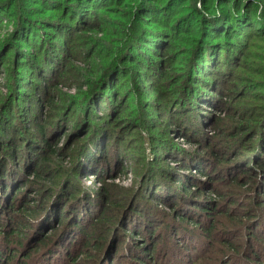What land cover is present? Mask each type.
I'll use <instances>...</instances> for the list:
<instances>
[{
	"label": "rangeland",
	"instance_id": "1",
	"mask_svg": "<svg viewBox=\"0 0 264 264\" xmlns=\"http://www.w3.org/2000/svg\"><path fill=\"white\" fill-rule=\"evenodd\" d=\"M4 1L9 2L7 5L9 8L8 13L5 14H9V16H0V45H2L8 38H11V40L14 41L13 35L16 32L17 27L22 25L23 22L28 19L29 22L34 21L39 25L41 30L50 31L55 40L54 43H58L56 44V47L60 49L61 53L64 51V53H62L63 55L68 54V51L74 52L73 45L68 48L64 38H57V36H60V33H58L59 31L67 34L68 31H71L70 27L74 28V31L78 30L74 27L75 22L69 15V10L66 9L69 0H54L60 3H56L52 0H18L23 14L27 17L26 19L22 18L19 22H16V18L13 17L15 12L14 8H16L14 0H0V3H3ZM168 1L169 0H121L119 3H115V0H109V3L106 2L105 4L103 2L102 4H104V6H102V9H99L100 16L96 19L97 26L95 28L103 31H110V46L100 40L102 37L101 35H93L89 32L86 34V37H89V40L92 41L89 45H93V49L95 48V45L99 46L98 51L92 50L88 55L92 56V53H95L99 58H103L102 62L99 60L96 61L98 66H102L103 62L110 61L109 57H105L103 51L107 50V56L111 57V48L112 50L117 49V47L122 48L121 53L125 50L123 46H120L119 39L113 38L117 31H132L131 33L135 31L136 36L138 33H141L144 38L140 42V48L137 50L132 48L126 52L123 65H118L117 69L119 72L115 71L114 73V75L118 76L119 86L115 83L111 86L114 90L115 96H118L119 101L123 99L119 106L123 109V114L121 116L122 120H119V122L122 123H120V129L118 128L119 130L117 131H119L118 136L122 138L121 140L124 139L120 151L123 152L127 161L124 163V172L117 175L116 180L107 179L106 181L109 183L112 182L117 186V193H120L118 188H132V191L136 194L132 201L133 210L127 217V230L120 229L118 240L115 241V246L119 244L121 245L120 250L116 255H112L111 252L107 256L109 243L105 244L102 255L99 254L92 245L83 246L85 244V232H83L82 228H69L66 232L68 233V239H64L60 243H58V241L61 236L58 232L48 239L47 242L45 240L41 246L38 245V248H35L37 238L35 239L34 236L30 238V233L27 232L26 234V232H24L22 233L24 236L23 239H25V236L27 235V238L25 239L26 241L24 242L25 247L28 244L26 250L27 254H25L23 246H12L9 248L10 251L6 250L3 258H1L0 255V264H107V259L111 260L109 264H137L133 262L135 254L142 250H146L142 256L144 258L142 264H264V181L261 180L262 176L261 178L257 177L255 171L250 173L248 170H245L244 172L243 170H239L241 162L236 163L234 161V159L237 160L243 155L245 159L253 157L254 153L250 152L251 149L247 151L248 148L246 145L247 143H250L247 140L251 130L248 131L247 128L242 134L238 133V135L233 138L234 128L241 127L243 125L242 121L245 120V115H249V109L247 108L253 100L251 98L253 95H249L253 93H264V88H260V85L264 84V0H211L213 3L210 5L204 4L205 2L203 0H176L174 10L171 9L170 11L172 12L170 14H165L163 10L166 9ZM195 5L198 6V9H200L201 12L190 10L193 6L195 8ZM203 6H213L209 10L208 8L204 9L208 10V14L213 11L217 12L218 17H220L222 11L224 13L233 11L232 13L239 18L241 15L247 16L250 20V24L254 28L251 29L248 27L247 29L246 27L245 30L239 29L238 31H247L248 34L254 31L253 33H255L252 37L249 36L251 40L249 54L247 57H243L240 60L243 62L242 70L235 71V68L232 65H227L229 67V72L220 77L221 67L218 66L217 70L212 69V78L216 79L220 84L223 79V86L229 92L231 98H225L224 101L218 100V110L206 107L207 111H205L211 118L215 117L217 119L231 117L229 114L233 111L240 113V119L237 118L238 122H235L236 119L233 120V122L237 124L231 123L232 120L229 118L225 120L224 125L219 127L216 126L215 128H210L209 126H203L205 137L210 139L208 143H204L203 146L209 145L214 151L225 154L227 159H230L229 162H227L229 164L220 165V170L211 173V175H213L210 178L198 174V172L192 170V168L186 169L181 166L193 161L192 159H194L195 151H198V153L200 152V150L197 149L196 143H189L185 137L178 136V134H174L173 132H168L170 136L167 137H170L171 140H169V143L167 144L162 142L163 138H160V140L155 139L153 142H148L147 139H144L141 142V140L138 139L136 132L137 128H133V122L131 121V119L136 116L138 120L140 118L143 126H148L149 124V132L152 136L157 135L155 130L159 129L160 125L167 123L173 126L172 128L176 126L177 122L175 125L170 122H174L173 118L167 122L168 118L163 114L164 112H167L170 104L164 107L167 102L161 100L159 96L157 97V92H155L154 86L156 84L161 85L160 75L152 76L150 74L153 72L158 73V67L161 64L164 66L168 61V64H170L171 61H175L181 52L178 48L170 49L169 52H167L168 57L165 59L159 56H153L145 61L139 60L140 58L137 59V54L154 55L156 52H153V54L151 52L157 51L160 43L171 39L172 36H177L175 34H178L179 31H185L187 28H190L187 31H199V26L198 28H191L190 26H194L196 19L201 18ZM122 21L125 22L124 25L127 24V27L121 26ZM110 22L112 23L110 24ZM132 23L134 24L133 28H131ZM205 25L208 27L206 30L208 31L207 33L211 34L212 31L210 32L209 30L211 24L205 23ZM213 26L218 28L219 23H215L212 27ZM56 27L60 28L58 29ZM115 30L117 31L114 32ZM195 36L196 33L193 37ZM147 44L149 45L147 46ZM153 44L155 46H153ZM50 45H52L51 42ZM183 46L185 47L186 45L182 43V47ZM86 48L87 47H85V49ZM12 55L13 50L8 53V56H10L11 59ZM20 56L21 55L19 54L18 57ZM132 57L137 58L136 60L133 59L135 61L132 64H128ZM160 58L163 60H160ZM11 61L12 60H10L9 63H5L4 66L0 63V105L5 103L4 100L8 97L9 93L8 87L11 88L13 83L11 75L14 70ZM74 65L82 70H85L86 68L79 63H74ZM57 66V63H51V65L47 66L48 68L46 67L49 87H52L60 81L61 76L58 78L59 70ZM194 68L198 69L199 64ZM101 70L103 71V68ZM231 71L232 73L235 71L236 76L239 77V79L235 80V84H233L235 86L234 88H227L228 85L225 84V81L230 78ZM125 74H127L126 77H124ZM174 74L175 72L170 70L168 72V80L170 76H173ZM16 75L19 76V74ZM37 76L38 75L33 72L24 76V78H26L25 82L29 84L26 85V87L21 88V90L24 91L23 94L25 95L26 101L22 107L20 106L21 104L17 102L16 104H13V108L16 105L17 108L23 110L20 113L22 116L19 115V118L27 119L30 115L29 118L32 120L33 118H36V112L34 113L36 108L42 107V111H40L38 116L42 123H48V121L53 123V121H56L57 125H59L61 120L66 121L72 120L73 118L76 120L75 115L78 114L80 110L79 108H75L70 104L71 106L69 105L66 110L61 107L59 99L55 100V103L52 106H49L47 104V98L39 97V95L36 94L37 92L32 90L35 89V85L33 84L44 86V82L37 80ZM147 77L151 78L141 82L142 79ZM68 78L74 80L77 79L74 76H68ZM109 81L110 79L108 82ZM170 86H172V84L165 83H162L160 86L165 95L168 94ZM58 89H61L63 93L67 94V98L72 100L76 99L74 97L77 96V90L67 89L62 86H59ZM87 90L88 88L83 89L82 91L86 92ZM233 90H235V93L232 92ZM131 93H137L139 102L143 103L144 109L140 112H135L133 108H127ZM242 93H245V96L239 98V95ZM187 100L188 99L185 98L184 102H187ZM71 101H69V103ZM151 104H155V106L152 108L147 107ZM124 105H126V108H124ZM184 105L185 104H183V108L185 107ZM10 109L11 107H8L9 111H13V109ZM92 109H94V112H97V117L99 119L104 118L103 112H99L101 108L98 101H95L94 104H90V111ZM0 112L1 118L5 115V112ZM188 114L190 113L183 110L182 113H180V115ZM208 114L206 116H208ZM195 116L200 117L197 113ZM206 116H203V118ZM72 122L66 124L67 128L60 133L58 138L54 139V134L50 133V138L53 140L51 145L57 153L52 154V152L45 149L44 146L45 151L43 156L46 157V161L37 168V170H40L39 179L37 181L36 178L33 181L26 180L24 183L26 185L23 184L22 194H25L24 198L29 201L28 205L30 206L27 208L31 207V211H34L35 209L37 210V207H40L44 201H49L46 199L50 197L52 187L57 191V202L58 200L60 201V198L64 193H69L74 190H76L77 197H82L80 196V189L83 190V187L89 189V192L85 190L83 194L88 192L90 199H92L93 193L98 188V183L94 182L93 178L87 180L83 179L82 174H79L81 173V170L77 171L76 169L75 164H77L78 161V146L84 144L85 140H79L81 138H78L76 135L75 131L77 130H73ZM22 124L26 131H29V135L31 133L35 136L31 142L36 145L37 134L34 132L35 128L32 124L30 126V124H27L26 122H22ZM28 126L30 127V130H28ZM0 140L2 141L1 138ZM257 140L258 136L256 135L252 141V148ZM126 141H128V146L126 145ZM73 142L76 143L74 146H72ZM158 144L161 145L162 148H165V150L161 148V151H159ZM32 145L33 144L27 149L30 156L26 154L24 155L31 159L34 155ZM153 146L158 148L155 151V153L158 152V159L153 157L151 154L152 151L150 153L149 148ZM241 146H243V148L241 149V152L237 153L238 156H233L235 151ZM199 148H201L200 143ZM5 149L10 153L8 148ZM167 155H169L170 159L165 158ZM110 156L111 153H109V157ZM142 158L147 159L148 162L150 161L149 165H151V169L146 172L144 171V161ZM108 161V167L111 169L113 167L112 161L111 159ZM149 165L145 166L148 167ZM159 168L164 170L162 172L165 174L163 177L164 179L160 175L161 170H159ZM75 171L77 174H75ZM74 176L76 182L73 180ZM188 176L193 177L192 179L194 181V183L191 185L189 184V186H198V188L201 189L200 191L202 193L197 201L201 203L206 202V204L211 202V204H209L215 209V213H213L215 216H219L221 213L227 211L230 213V216L234 217L233 221L230 222L223 216L218 217L219 220L214 229L215 232H212L210 235L211 242H207L206 240L208 239L204 238L203 235L194 228V225L191 222L199 219H202L203 221V217L205 219V216L204 213L199 211V209L190 205L188 194L183 196L185 198L183 202L179 201L174 205L175 208L174 206L168 208L167 205L161 204V202L157 201L159 198L166 195L167 191L165 190L164 185L168 183L172 188L171 191H173V188L175 189V186L177 187V190L180 191L179 187L181 185H174L175 182L173 184L171 181L172 177L179 182H186ZM216 178H218L217 181H215ZM64 179L67 180L64 182ZM249 181L251 183L248 184ZM259 182H261L262 188L257 189V186L260 184ZM61 183L63 185L58 189ZM76 184L78 185L77 187ZM252 186L254 187L252 188ZM212 189L216 194L211 192ZM152 193L154 194V197L151 196ZM179 195H183V193ZM16 198L18 199L19 197L17 196ZM173 199L169 201L172 205L176 203ZM85 202L86 200L82 198H76L70 202L72 207L69 212L70 216L68 215V212L66 214L69 224L75 220L74 218L77 219L79 217L80 209L83 206L86 207V210L83 218H78L80 221L88 216V212L93 214L92 208H88ZM166 203L169 204L168 202ZM48 209H50L51 213L49 221L51 220L53 223L52 227L54 229H60V226L57 225L56 218H51L55 217L53 212L56 208L50 207ZM86 213L87 215H85ZM177 215H183L184 218L187 217V220H179ZM90 218H92V216H90ZM189 219H191V221H189ZM207 224L209 223L206 222V225ZM231 224L234 226H231ZM41 225L42 224L40 223L39 226H37L35 233L39 230ZM9 231H11V229ZM78 241H80L79 247L77 244ZM222 244H224V247ZM232 245L236 246V249L240 251V254L237 253V250H234V248L231 250V247H233ZM115 246H113V248ZM202 251H205V253H202ZM81 252H83L85 257L80 258L78 256ZM126 253L128 254L127 257ZM228 253L232 256L235 254L233 261L226 258L224 259V263L220 261L217 263L218 258L220 260L222 259L220 254H224L225 256ZM195 254L197 255V259L191 260ZM230 255L227 257H231ZM10 257L12 258L9 260ZM77 257H79V259H77ZM122 257L125 259L123 260ZM119 259L122 260V263L118 262ZM236 259L240 261H236ZM73 260L75 262H73Z\"/></svg>",
	"mask_w": 264,
	"mask_h": 264
},
{
	"label": "trees",
	"instance_id": "2",
	"mask_svg": "<svg viewBox=\"0 0 264 264\" xmlns=\"http://www.w3.org/2000/svg\"><path fill=\"white\" fill-rule=\"evenodd\" d=\"M108 1L109 0L68 1L66 9L69 10V15L74 19L75 22L74 27L78 30L74 31L75 29L70 27L71 31H68L67 34L65 32L59 31L58 33H60V36H57V38H64V40H66L68 48L73 45L74 52L68 51V54L63 55L62 53H64V51H62L61 53L60 49L56 47V44L58 43H54L55 40L53 39L50 31L41 30V27H39V25H37L34 21L29 22L28 19L25 20L22 25L17 27V30L13 35L14 41H12L11 38H8L5 40V42H3L2 45H0L1 65L4 66L5 63H9V61L12 60L11 64L14 70L11 75L13 83L11 85V88L8 87V97L4 100L5 103L0 105V111H3V113L5 112V115L0 118V138L2 139V141L0 140L1 258L5 256L6 250L10 251V247L18 245L23 246L25 254H27L26 250L28 248V244L25 247L24 243L26 241L25 239L27 238V235L25 236V239H23L24 236L22 235V233L24 232H26V234L27 232H29L30 238L33 236L35 239L37 238L35 242V248H38V245L41 246V244H43L45 240L47 242L48 239H50L58 232L61 236L58 243H60L64 239L67 240L68 233L66 232L69 230V228H82L83 232H85V244L83 246L92 245L94 249L101 255L103 248L107 243H109L107 256L111 252L112 255H116V253L120 250L121 245L119 244L115 246V241L118 240L120 229L127 230V217L133 210L132 201L134 200L133 198L136 196V194L132 191V188H118L120 193H117V186L112 182L109 183L106 181L107 179L116 180V176L124 172V163L127 161L125 156L123 155V152L120 151L124 139L121 140L122 138L118 136L119 131H117L120 129V123H122L119 122V120L121 119V116L123 114V109H121L119 106L121 105L123 99L119 101L118 96H115L114 90L111 86L113 83L118 85V76L114 75V73L115 71L119 72V70L117 69L118 65H123L126 52H128L132 48H135L136 50L140 48V42L144 38L141 33H138V35L136 36L135 31L131 33L132 31L125 32L115 30L114 32L117 31V33L113 38L119 39L120 46L124 47L125 50L122 53V48L119 47L114 50H112L111 48V57L107 56V50L103 51V54L105 53V57H109L110 60L105 63L103 62L102 66L104 67H102L101 65L98 66L96 64V61L98 60L102 62L103 58H99L95 53H92V56H88L92 50L98 51L99 46L95 45V48L93 49V45H89L92 43V41L89 40V37H86L87 32L93 35H101L103 38L101 37L100 40L110 46V31H103L101 29L95 28L97 26L96 19L100 16L99 9H102V6H104V4ZM120 1L121 0H115V3H119ZM203 1L205 2L204 4L207 5L213 3L211 0ZM18 2V0H14L16 8H14L15 12L13 17L16 18V22H19L22 18H27L26 15L23 14V11L19 5L20 2ZM103 2L104 4H102ZM8 4L9 2L6 1L0 3V16L8 13ZM175 6L176 0H169L166 9L163 10V12L165 14H170L172 12L170 10H174ZM211 7L213 6H203L201 18H195L196 21L194 22V26H190L191 28H198L199 26V31H187L188 29H190L187 28L185 31H179L178 34L174 33L177 36L170 35L172 36L171 39L164 41L165 43H160L157 51L151 52L152 54L153 52H156L154 55H142L141 53H138V58L136 57L137 59L140 58L139 60L141 61H145L149 58H152L153 56H159L165 59L168 57L167 52H169L170 49L178 48L181 52L178 57L176 56L177 58L175 59V61H171L170 64H168V61L164 66L161 64L158 67V73L153 72L150 74L152 76L160 75L161 85L162 83L172 84V86L169 87L167 95H165L162 91L160 87L161 85L156 84L154 88L155 92H157V97L159 96L161 100L167 102L164 107L170 104L168 106L167 112H164L163 114L168 118L167 122H169L171 118H173L174 122H170L174 125L177 122L176 126L172 128L173 126L167 123L160 125V128L155 130L157 135L152 136L149 132V124L148 126H143L140 118L138 120L136 116L131 119V121L133 122V128H137L136 132L138 135V139H140L141 142L144 139H147L148 142H153L155 139L160 140V138H163L162 142L167 144L169 143V140H171L170 137H167L170 136L168 132H173L174 134H178V136L180 135L182 137H185V139L189 143H196L197 149H199L200 152L198 153V151H195L196 153H194V159H192L193 161L185 164L183 163L184 165L181 166L186 169L192 168V170H196L198 174L204 177L207 176V178H210L213 175H211V173H215L217 172V170H220V165L229 164L227 162H229L230 159H227V156L225 154L214 151L213 148H211L209 145L203 146L204 143H208V141L210 140L205 137V134L203 133V126H209L210 128H215L216 126L219 127L221 125H224L225 120L229 118L232 120L231 123L237 124L235 123L238 122L237 118L240 119V113H236L233 111H231V113L229 114L231 117H228L226 119H217L213 116V118H211L206 112V107L218 110V100L224 101L225 98H231L229 92L223 86V79L221 78L222 82L220 84L216 81V79L212 78V69L217 70L218 66L221 67L220 77L229 72V67L227 65H232L235 68V71L242 70L243 62L240 60L243 57H247V55L249 54V47L251 46V40L249 36L252 37V35L255 34L253 33L254 31H252V33L250 34H248L247 31H238L239 29L245 30L246 27L247 29L248 27L251 29L254 28L250 24V20L247 16L241 15V17L239 18L236 17L234 13H232L233 11L225 13L222 11L223 14L221 13L220 17H218V13L214 11L212 13L209 12L208 14L207 11ZM204 8H208V10ZM190 10L201 12L196 5L195 8L193 6L190 8ZM5 16L8 17L9 14ZM111 23L112 22H110V24ZM124 23L125 22L122 21L121 26L127 27V24L124 25ZM205 23L211 24L209 29L210 32L212 31L211 34L207 33L208 31L206 30L208 29V27L207 25H205ZM215 23H219L218 28L215 26L212 27V25H214ZM133 27L134 24L132 23L131 28ZM195 33L196 36L193 37ZM50 42L52 43V45H50ZM182 43H184L186 46L182 47ZM149 44H147V46ZM153 46L155 45L153 44ZM85 47L87 48L85 49ZM12 50L13 55L11 59L10 56H8V53ZM19 54L21 55L20 57H18ZM136 58L132 57L131 60H129L128 64H132L136 60ZM162 58H160V60H163ZM51 63H57V68L59 70L58 78L60 76L61 77L60 81H58L52 87H49V80H47L48 76L46 75V67L48 65H51ZM74 63L82 64L86 67L85 70L76 67ZM197 64H199L198 69L194 68ZM102 68L103 71L101 70ZM170 70L174 71L175 74L173 76H170L168 80V72ZM235 71L233 73L231 71L232 74L230 73V75L232 77L230 76V78L226 79L225 81V84L228 85L227 88H234L235 86L233 84H235V80L239 79V77L236 76ZM30 72L38 75L37 80L44 82V86L40 84H33L35 85V89L32 90L36 91V94L39 95V97H44L45 99L47 98V104L49 106H52L55 103V100L59 99L61 107L65 108L66 110L70 104L75 108H79L80 110L78 114L75 115L76 120H74V118L72 120L66 121L60 119L61 123H59V125H57L56 121H53V123H50L49 121L48 123H42L40 118H38L40 111H42V107L36 108V110L34 111V113L36 112V118H33L32 120L31 118H29L30 115L29 117H27V119H24L23 117V119L19 118V115L22 116L20 113L23 110L17 108L16 105L13 108V104H16L17 102L21 104L20 106L22 107L25 103L26 100L25 95L23 94L24 91L21 90V88L29 85L27 84V82H25L26 78H24V76L29 75ZM16 74H19V76H17ZM126 75L127 74H125L124 77H126ZM68 76H74L77 79H70L68 78ZM150 78L151 77L144 78L141 80V82ZM109 79L110 81L108 82ZM59 86L65 87L67 89L77 90V96L74 97L76 99L72 100L67 98V94L63 93L61 89H58ZM86 88H88L86 92L82 91ZM260 88H264V84L260 85ZM234 91L235 90H233L232 92L235 93ZM130 96L131 97L127 108H133L135 112H140L141 110H143V103L139 102L138 94L131 93ZM244 96L245 93H242L241 95H239V98H242ZM249 96H252L251 98L253 99L252 103L247 108L249 109V115H245V120L242 121L243 125L241 127L234 128L233 138H235L238 133L242 134L243 131L247 128L248 131L251 130L249 138L247 140L251 144H245L248 148L247 151L251 149L250 152H253L254 155L250 159H245L243 155L237 160L234 159V161L236 163L241 162L239 170H243V172L245 170H248L250 173L255 171L257 177L261 178L262 176L261 180L264 181V93H253ZM185 98L188 99L187 102H184ZM69 101L71 102L69 103ZM95 101H98L101 108L99 112H103L104 114V118H100L102 120L97 117V112H94V109L90 111V104H94ZM183 104H185L184 108ZM153 106H155V104L148 105L147 107L152 108ZM8 107H11L10 110L13 109V111H9ZM124 108H126V105H124ZM182 110L187 111L190 114L180 115V113H182ZM196 113L199 114L200 117L195 116ZM207 114L208 116H206ZM202 115L206 117L203 118ZM234 119H236L235 122H233ZM22 122H26L27 124H30V126L32 124V126L35 128L34 132L37 134L36 145L31 142L33 141L32 139L35 136H33L31 133V136L29 135V131H26ZM70 122H72L73 130H77L75 132L78 138H81L79 140H85L84 144L79 146L77 145L78 161L77 164H75L76 169L77 171L81 170V173L79 174H82L83 179L87 180L89 178H93L94 182L98 183V188L93 193L92 199H90V195L88 194L89 189L83 187V190L80 189V196L82 197H77L76 190H74L69 193H62L63 196L60 198V201L58 200L57 202V191L52 187L50 197L46 199L49 201H44L43 204L40 205V207H37V210L35 209L34 211H31V207L27 208L28 206H30L28 205L29 201L24 198L25 194H22L23 184L26 182V180L33 181L36 178L37 181L39 179L40 170H37V168L44 164L46 161V157L43 156V153L45 151L44 146L45 149L50 150L52 154L57 153V151H55L54 147H52L51 145L53 140H51L50 138V133L54 134V139L58 138V136H60V133H62L67 128L66 124H69ZM29 128L30 127L28 126V130H30ZM256 135L258 136V140L256 143H254V146L252 148V141ZM199 143L201 144V148H199ZM31 144H33L32 151L34 152L32 159L28 158V156H30V153L27 150ZM75 144L76 143L73 142L72 146H74ZM126 145L128 146V141H126ZM154 146L149 148L150 153L152 151L151 154L153 155V157L158 159V152L155 153L156 149L158 148ZM158 146V150L161 151L162 146L159 144ZM5 148H8L10 153H8L7 149ZM242 148L243 146L239 147L238 150L235 151L233 156H238L237 153L241 152ZM162 149L165 150V148ZM109 153H111L110 157ZM25 154L28 156L25 157ZM165 158L170 159L169 155H167ZM109 159H111L113 164V167L111 169L108 167ZM142 160L144 161V171L146 172L151 169V165H149L150 161L148 162V160L144 158H142ZM145 165L149 166L146 167ZM159 170H161L160 175L163 178L165 174L162 172L164 170L160 168ZM75 174H77L76 171ZM192 178L193 177L188 176V180L186 182H179L175 180L174 177H172L171 181L173 182V184L175 182L174 185H181L179 187L180 191L177 190L176 186L175 189L173 188V191H171L172 188L168 183L164 185L165 190L167 191L166 195L162 198H159V200H156L161 202V204L167 205L168 208H171L170 206L176 205L179 201L183 202V200H185L183 196L188 194L190 205L194 208L199 209V211L201 213H204L205 216V219L203 217V221L202 219L195 220L194 222L189 219V221L193 223L194 228L198 230L204 238L208 239L206 240L208 242L210 241V235L212 234V232H215L214 229L216 228V224L219 220L218 217L223 216L229 222L233 221L234 217L230 216V213L227 211L225 213H221L219 216H215V214H213L215 213V209L211 207V202H209L210 204H206V202L201 203L197 201L198 197L200 198L202 192L200 191L201 189L198 188V186H189V184L191 185L192 183H194ZM218 178H216L215 181H217ZM66 180L67 179H64V182ZM73 180L75 181V176L73 177ZM249 183L251 182L249 181L248 184ZM259 183L260 184L257 186V189L262 188L261 182ZM62 185L63 184L61 183L58 189ZM77 186L78 185L76 184V187ZM253 187L254 186H252V188ZM85 190L88 192H86V194H83ZM211 192L216 194L213 189L211 190ZM181 193H183V195H179ZM17 196L19 197L18 199L16 198ZM151 196L154 197V194L152 193ZM76 198H82L86 200V206H88V208L90 209L92 208L93 214L88 212V216L84 217V219L80 221L78 218H83L84 212L86 210V207L83 206L80 209V215L78 214V220L74 218L75 220L72 221L71 224H69L66 214L68 212V215L70 216L69 212L72 208L70 202H72V200ZM172 199L176 202L173 205L169 203V201ZM166 202L171 205L167 204ZM50 207L56 208L53 212L55 217L51 218H56L57 225L60 226V229H54L52 227L53 223L51 222V220L49 221L51 213L50 209L48 208ZM85 215H87V213ZM90 216H92V218H90ZM177 218L182 221L187 220V217L184 218L183 215H177ZM206 222L209 224L206 225ZM40 223L42 225L35 233L36 228ZM231 226L234 225L231 224ZM10 229L11 231H9ZM79 243L80 241H78L77 243L78 247ZM222 245L224 247V244ZM113 246L115 247L113 248ZM232 246L233 247H231V250L233 248L235 250L236 246ZM145 251L146 250H142L141 252L138 251V253L135 254V259L133 260V262L142 264L144 262V258L142 256L144 255ZM202 253H205V251H202ZM237 253L240 254V251L237 250ZM127 255L128 254L126 253V257ZM220 255L222 259L220 260L218 258L217 263H219V261L224 263V259L226 258H229L228 260L231 259V261H233V258L235 257V254H233L232 256L229 253L225 256L224 254ZM229 255L231 257H227ZM78 256L80 258L85 257L83 252L79 253ZM79 257H77V259H79ZM11 258L12 257H10L9 260ZM124 259L125 258H123V260ZM195 259H197L196 254L191 260ZM236 261L240 260L236 259ZM73 262L75 261L73 260ZM106 262L107 264H109L111 260L107 259ZM118 262L122 263V260L119 259Z\"/></svg>",
	"mask_w": 264,
	"mask_h": 264
}]
</instances>
